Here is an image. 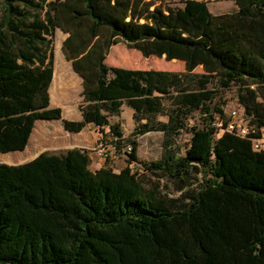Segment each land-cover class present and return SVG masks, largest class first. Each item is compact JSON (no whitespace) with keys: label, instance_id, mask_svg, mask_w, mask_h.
<instances>
[{"label":"trees","instance_id":"16d2710c","mask_svg":"<svg viewBox=\"0 0 264 264\" xmlns=\"http://www.w3.org/2000/svg\"><path fill=\"white\" fill-rule=\"evenodd\" d=\"M233 1L235 12L215 15L204 0H1L0 153L24 151L41 120L70 133L91 124L101 143L131 152L119 171L92 170L79 148L0 163V264H264V151L214 126L227 124L217 100L235 86L250 124L264 128V0ZM56 29L82 78L80 121L51 107L70 91L55 70ZM120 43L185 71L109 66ZM124 106L136 123L128 142L112 123ZM195 112L201 124L189 128ZM187 130L182 155L172 147ZM150 132L164 134V156L141 164L137 137ZM146 172L179 195L146 188Z\"/></svg>","mask_w":264,"mask_h":264},{"label":"rangeland","instance_id":"374dc122","mask_svg":"<svg viewBox=\"0 0 264 264\" xmlns=\"http://www.w3.org/2000/svg\"><path fill=\"white\" fill-rule=\"evenodd\" d=\"M185 1L186 0H164V3L172 7H182ZM207 2L210 11L215 15L232 13L237 10V6L233 0H207ZM67 37L68 34L64 33L60 29H56L54 37L55 70H58L59 78L64 77L65 81L70 86L69 96L60 100L55 97L53 98L51 95V107L61 108L63 110L64 118L77 121L76 118L80 117L78 104L81 102L82 82L75 73V77L73 79L71 78L73 75V72L71 71L72 65L71 62L65 58L62 50L63 42ZM106 62L109 66L135 70L153 69L171 72H180L185 70V64L181 61H168L165 57L160 58L155 56L146 58L141 54V52L135 49H130L123 43L115 45L110 49ZM195 72L203 73L204 71L202 67H199ZM217 103L222 105V108L226 113H229V111L234 109V107H239L242 111L245 110L240 103L237 87L235 86L221 90V94L219 100H217ZM158 120L168 121V117L159 116ZM201 120L202 118L198 112L193 113L187 121L188 127L191 128L194 126H199L201 124ZM120 123L123 127L121 129L124 133L125 140L128 142L134 138L133 132L136 129V123L134 121L133 115L128 108L124 109V112L120 118ZM62 126V122L56 120H41L37 122L33 133L34 140L43 138L47 141L48 147L44 148L46 149L44 152L60 153L68 151L64 144L68 141L67 137L70 135H67V131H65ZM106 132H108V129H106ZM191 136L192 134L188 130L181 132L179 135H177L172 149L174 151H179L182 155L185 154L186 149L190 145ZM75 137L76 135L73 136V139H75ZM101 139H103V134L98 130L94 131V128L90 127L89 129L85 130L76 140L83 142L81 146L91 151L92 169L98 168L100 166V162L102 165L104 162H109V164L115 170H121L127 165L128 159V157L123 153L124 150L117 152L115 149H113V151L115 150L114 154L110 155L112 150L110 142L113 138H105L104 141H102L103 143H101ZM137 142L139 145L138 158L141 164H149L162 159L164 156V134L162 132H150L145 135L138 136ZM28 153H30V151H28L26 154ZM23 156L24 154L21 152H12L7 154L0 153V163L15 165L22 162L18 161V159H22ZM23 161L25 162L26 160ZM114 161H117V163ZM139 178L148 189L158 185L162 187L161 191L164 194H167L169 197H177L179 195L177 191V185L172 180L152 175L149 172L141 174V177ZM199 178H201V176H199Z\"/></svg>","mask_w":264,"mask_h":264},{"label":"built area","instance_id":"2783aa9c","mask_svg":"<svg viewBox=\"0 0 264 264\" xmlns=\"http://www.w3.org/2000/svg\"><path fill=\"white\" fill-rule=\"evenodd\" d=\"M254 88V87H252ZM225 121L220 117L214 123L220 133L228 132L237 137L248 139L252 143V147L255 151H264V128L258 132V129L250 124L249 119L239 107H234L229 113H227V119ZM124 152H131V148L127 147Z\"/></svg>","mask_w":264,"mask_h":264},{"label":"crops","instance_id":"0c3cea01","mask_svg":"<svg viewBox=\"0 0 264 264\" xmlns=\"http://www.w3.org/2000/svg\"><path fill=\"white\" fill-rule=\"evenodd\" d=\"M204 1H207V0H204ZM175 61H177V60H175ZM184 63V62H183ZM185 64V63H184ZM72 65V64H71ZM72 67V66H71ZM71 71L73 72V75H72V79L75 77L74 75L76 74L75 72H74V70H73V68H71ZM185 71V70H184ZM184 71H180V72H184ZM75 73V74H74ZM77 75V77L79 78V80H81V82H82V78L78 75V74H76ZM54 77H55V71H54ZM53 80H54V78H53ZM83 88V87H82ZM79 105V104H78ZM125 108H128L127 106H124V108H123V112H124V109ZM129 109V111H131V113H132V115H133V110L132 109H130V108H128ZM79 110V109H78ZM123 112H122V114H123ZM79 114H80V117H77L76 119H77V121H80V120H82V116H81V113L79 112ZM122 114H121V116H122ZM121 116L120 117H114L113 119H112V123H117V122H120V118H121ZM78 119H80V120H78ZM48 121V120H47ZM56 121H59V120H56ZM61 122V121H60ZM61 127V126H60ZM90 127H93L94 128V131H96V130H98L95 126H93V125H91V124H89L82 132H80V133H70V132H67V135H70V136H68L67 137V142L64 144L66 147V149L67 150H71V149H75V148H79V149H85V148H83V146H81V144L83 143V142H81V141H77L76 139H78L80 136H81V134L85 131V130H87V129H89ZM62 128H63V126H62ZM99 131V130H98ZM34 133V132H33ZM73 134V135H72ZM76 135V137H78V138H76L75 137V139H73V136H75ZM111 147H112V150H111V153H110V155H112V154H114V151H113V146H112V144L110 145ZM45 147H48V144H47V141L45 140V139H38V140H34V134H32V136H31V138H30V141H29V144H28V146H27V148L24 150V151H22L21 153L22 154H24V156H23V158L22 159H18V161H22V162H20V163H18V164H15V165H19V164H23V163H25V162H28V161H31V160H33L34 158H36L39 154H41L42 152H44V151H46V149H44ZM31 148V149H30ZM28 151H30V153H28V154H26ZM49 151V150H48ZM12 153V152H11ZM23 160H26L25 162L23 161ZM115 163H117V161H114ZM105 164H106V162H104V164L102 165V163L100 162V166L98 167V168H95V169H92V170H98V169H100V168H102L103 166H105ZM110 167H112L111 165H110ZM91 168H92V165H91ZM113 168V167H112ZM124 168V167H123Z\"/></svg>","mask_w":264,"mask_h":264}]
</instances>
